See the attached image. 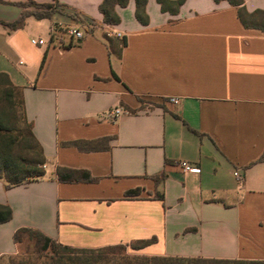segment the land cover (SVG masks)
I'll list each match as a JSON object with an SVG mask.
<instances>
[{
    "label": "crops",
    "instance_id": "1",
    "mask_svg": "<svg viewBox=\"0 0 264 264\" xmlns=\"http://www.w3.org/2000/svg\"><path fill=\"white\" fill-rule=\"evenodd\" d=\"M24 1L0 2V71L22 88L45 172L12 187L0 179L13 212L0 223V255L16 253L15 231L29 227L75 247L156 236L131 251L264 260V32L244 27L227 0H186L176 14L147 0L146 25L134 0L116 6L118 24L103 22L102 0H35L53 4L52 18L3 24ZM22 31L46 44L29 56ZM108 32L125 36L111 35L121 56ZM115 107L125 112L114 117ZM91 140L101 147L73 143Z\"/></svg>",
    "mask_w": 264,
    "mask_h": 264
},
{
    "label": "trees",
    "instance_id": "2",
    "mask_svg": "<svg viewBox=\"0 0 264 264\" xmlns=\"http://www.w3.org/2000/svg\"><path fill=\"white\" fill-rule=\"evenodd\" d=\"M4 0H0L3 2ZM135 1V16L146 25L149 15L146 11L147 0ZM162 11L176 14L186 0H156ZM219 2L221 0H215ZM236 8L237 16L246 28H255L264 32V9L249 11L244 0H227ZM129 0H102L99 10L106 24H118L121 20L116 6L125 7ZM25 7L15 22H2L11 29H17L25 24L28 15L36 18H52L57 11L53 4L39 3L26 0L19 3ZM33 9H29V7ZM75 17V16H74ZM90 33L92 28L85 29ZM105 40L109 50L121 56V49H117L112 42L111 35L106 33ZM121 44H126L125 36L119 37ZM46 59L43 56L42 64ZM105 140L107 138H104ZM89 147L85 141L73 142L79 148H99L98 140H91ZM264 156V155H263ZM45 155L43 148L34 135L32 123L27 119L24 106L22 88L16 85L10 75L0 71V179L5 181L6 187H12L42 176L45 172ZM163 174L154 176L159 181ZM162 198V195H156ZM12 208L8 204L0 203V223L12 218ZM27 233L35 238L40 250L46 251L44 256L22 258L12 264H264V260L224 259L194 256L146 255L131 250L141 249L157 241L156 236L135 239L127 243H116L97 247H75L59 243L43 232L29 227H19L14 234L15 242H21L23 234ZM13 255V254H5ZM3 256V255H0Z\"/></svg>",
    "mask_w": 264,
    "mask_h": 264
},
{
    "label": "rangeland",
    "instance_id": "3",
    "mask_svg": "<svg viewBox=\"0 0 264 264\" xmlns=\"http://www.w3.org/2000/svg\"><path fill=\"white\" fill-rule=\"evenodd\" d=\"M29 9H33V7H29ZM20 46L24 53L30 55L35 54L37 45H34L30 42V36L25 32L22 31L19 34ZM25 56V55H24ZM20 59V56H17ZM7 59L0 53V62H7ZM18 250L13 255H3L0 256V264H12L19 262L22 258H34L36 256H44L46 251L40 250V246L37 244L35 238L30 237L27 233L23 234L21 237V242L17 244Z\"/></svg>",
    "mask_w": 264,
    "mask_h": 264
},
{
    "label": "built area",
    "instance_id": "4",
    "mask_svg": "<svg viewBox=\"0 0 264 264\" xmlns=\"http://www.w3.org/2000/svg\"><path fill=\"white\" fill-rule=\"evenodd\" d=\"M86 30H78V29H72V30H69V34L74 37V38H78V39H81L83 38L85 35H86ZM109 35H116L118 37H122L123 35L119 32H115L114 34L111 33V32H108ZM31 43L32 44H35V45H43V44H46V40L44 38H41V37H38V38H31ZM18 63L19 64H23L24 63V60L22 58H20L18 60ZM168 101L169 102H172V103H177L178 102V98L176 97H170L168 98ZM125 110L123 108H120V107H115L113 108L112 110L109 111V113L116 117L118 116L119 114H122L124 113ZM179 166L181 167V169L184 171V172H193V173H199L200 172V167L195 164L194 162H190V161H187V160H181L179 162ZM234 174L237 176L238 179H241L240 177V173L238 171H235Z\"/></svg>",
    "mask_w": 264,
    "mask_h": 264
},
{
    "label": "water",
    "instance_id": "5",
    "mask_svg": "<svg viewBox=\"0 0 264 264\" xmlns=\"http://www.w3.org/2000/svg\"><path fill=\"white\" fill-rule=\"evenodd\" d=\"M80 41V40H79Z\"/></svg>",
    "mask_w": 264,
    "mask_h": 264
}]
</instances>
